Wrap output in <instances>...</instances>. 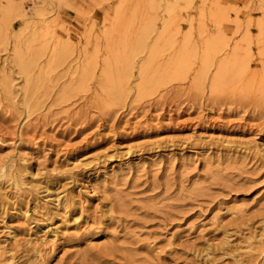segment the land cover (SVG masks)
I'll use <instances>...</instances> for the list:
<instances>
[{
    "label": "rangeland",
    "instance_id": "rangeland-1",
    "mask_svg": "<svg viewBox=\"0 0 264 264\" xmlns=\"http://www.w3.org/2000/svg\"><path fill=\"white\" fill-rule=\"evenodd\" d=\"M0 264H264V0H0Z\"/></svg>",
    "mask_w": 264,
    "mask_h": 264
},
{
    "label": "bare ground",
    "instance_id": "bare-ground-1",
    "mask_svg": "<svg viewBox=\"0 0 264 264\" xmlns=\"http://www.w3.org/2000/svg\"><path fill=\"white\" fill-rule=\"evenodd\" d=\"M146 35V34H145ZM148 35V34H147ZM139 39H141V37L139 38ZM141 42V41H140ZM15 54H16V59H17V61H18V64L21 66V67H23L24 68V66H25V64L23 63V62H25V57H24V54L21 52V50L19 49V48H16L15 50ZM183 53L184 52H182V49L181 50H178L177 52H176V54H175V56H174V61H173V63H175V65L177 64V66H179V65H181L182 66V64H184V62H185V60H184V56H183ZM117 54V53H116ZM122 55H123V53H121ZM116 58H117V56H115ZM210 56H205V63L206 64H209L210 63V58H209ZM120 58V57H119ZM122 58H123V56H122ZM115 59V58H114ZM125 59V58H124ZM35 60V59H34ZM37 60V59H36ZM117 60V59H116ZM123 60V59H122ZM121 60V61H122ZM127 60V59H126ZM33 61V60H32ZM126 62V61H125ZM108 63V66H109V62H107ZM119 63V62H118ZM168 63V62H167ZM35 64V63H34ZM127 64V63H126ZM125 64V66H127ZM150 64H152V63H150ZM179 64V65H178ZM24 65V66H23ZM33 65V64H32ZM32 65H31V67H32ZM146 65V64H145ZM107 66V67H108ZM147 66V65H146ZM106 66H105V68H107ZM170 67V66H169ZM183 67V66H182ZM127 69H128V67H126ZM125 68V69H126ZM108 69V68H107ZM110 69V68H109ZM160 69V68H159ZM162 69H163V67H162ZM173 69H174V67H173ZM178 69H180V68H178ZM177 68L176 69H174L175 71L176 70H178ZM24 70H26V68H24ZM165 70V69H164ZM168 71L167 72H169L170 73V68H168L167 69ZM106 71V70H105ZM222 71V68L218 71V73H220ZM27 72V71H26ZM29 72V71H28ZM108 72H109V70L108 71H106V72H104L105 73V77H106V79L108 80V79H111V80H113L114 78L112 77V75L111 74H108ZM113 72V71H112ZM126 72V71H125ZM165 72V71H164ZM167 72H166V74H167ZM110 73H111V71H110ZM127 73V75L128 76H130L131 74L129 73V72H126ZM180 73H183V72H180ZM202 72H200V75H202L201 74ZM125 74V73H124ZM130 74V75H129ZM111 75V76H110ZM117 75V74H116ZM127 75H125V76H127ZM179 74H177V76H178ZM183 75V74H182ZM182 75H180V76H182ZM115 76V75H114ZM146 76V75H145ZM167 76V75H166ZM168 76H170V75H168ZM183 77V76H182ZM128 78L129 77H126V78H124L125 79V81H127L128 80ZM213 81H216V78H214V80ZM112 82V81H111ZM121 82H123V75H122V78L120 77L119 78V83L118 82H116L117 84H113L112 83V86H113V89H117L118 91H120V92H126L127 91V87L125 86V85H123ZM142 87V86H141Z\"/></svg>",
    "mask_w": 264,
    "mask_h": 264
}]
</instances>
